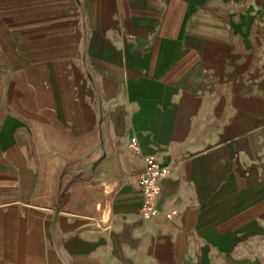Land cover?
Returning a JSON list of instances; mask_svg holds the SVG:
<instances>
[{"label":"crops","instance_id":"0c3cea01","mask_svg":"<svg viewBox=\"0 0 264 264\" xmlns=\"http://www.w3.org/2000/svg\"><path fill=\"white\" fill-rule=\"evenodd\" d=\"M35 2L81 75L0 118V264H264V0Z\"/></svg>","mask_w":264,"mask_h":264},{"label":"rangeland","instance_id":"374dc122","mask_svg":"<svg viewBox=\"0 0 264 264\" xmlns=\"http://www.w3.org/2000/svg\"><path fill=\"white\" fill-rule=\"evenodd\" d=\"M35 1L0 0V118L47 103L81 75L79 27L68 26L64 42L53 39Z\"/></svg>","mask_w":264,"mask_h":264},{"label":"built area","instance_id":"2783aa9c","mask_svg":"<svg viewBox=\"0 0 264 264\" xmlns=\"http://www.w3.org/2000/svg\"><path fill=\"white\" fill-rule=\"evenodd\" d=\"M130 146L135 148V143L130 142ZM162 169L149 158L145 164L143 173L137 178L136 186L142 194V216L149 217L155 211L153 205L160 194L159 178L162 175Z\"/></svg>","mask_w":264,"mask_h":264}]
</instances>
